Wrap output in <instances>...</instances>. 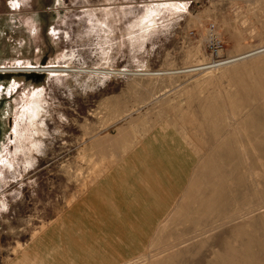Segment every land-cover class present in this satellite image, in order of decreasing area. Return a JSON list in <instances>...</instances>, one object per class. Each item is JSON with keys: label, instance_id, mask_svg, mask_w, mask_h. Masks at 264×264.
Instances as JSON below:
<instances>
[{"label": "rangeland", "instance_id": "374dc122", "mask_svg": "<svg viewBox=\"0 0 264 264\" xmlns=\"http://www.w3.org/2000/svg\"><path fill=\"white\" fill-rule=\"evenodd\" d=\"M101 2L78 0V7ZM51 3L21 9L38 13L39 60L31 40L21 52L42 71L0 73V84L44 86L48 61L69 46L49 42ZM7 11L0 0V13ZM262 46L264 0H193L149 58L154 71L84 96L76 90L72 101L50 84L70 122L26 175L35 187L25 183L20 200L9 198L0 264H226L219 256L228 247L234 264H264V159L245 144L261 119L250 113H264V53L224 65ZM10 47L0 38V59L14 55ZM209 194L215 203L207 213L198 202Z\"/></svg>", "mask_w": 264, "mask_h": 264}, {"label": "clouds", "instance_id": "9594fccd", "mask_svg": "<svg viewBox=\"0 0 264 264\" xmlns=\"http://www.w3.org/2000/svg\"><path fill=\"white\" fill-rule=\"evenodd\" d=\"M3 3L8 11L0 13L5 17L0 24V38L11 45L9 50L14 55L0 59V70L35 69L36 64L21 52L31 40L33 45L29 47L38 60L41 53L36 43L41 41L38 13L21 12L31 9L32 0ZM192 3L193 0H102L97 6L78 7V0H52L46 9L54 14L47 28L49 42L54 48L61 42L69 46L48 61L44 86L25 85L16 79L0 84V129H6L0 136V217L9 211V198L11 202L22 198L25 183L35 187V178L25 181L26 175L36 167L38 158L45 156L49 144L66 135L63 126L69 124V117L60 110L61 104L49 85L62 88L61 95L72 101L76 90L84 96L113 79L124 80L131 72L154 71L149 67V58L156 54L162 40L174 35V29L189 15ZM74 24L78 27L75 33ZM18 31L24 35L13 38ZM84 52L87 56L82 55ZM118 60L125 61L119 68ZM46 122L55 125L51 131ZM12 183L17 187L7 190Z\"/></svg>", "mask_w": 264, "mask_h": 264}, {"label": "bare ground", "instance_id": "6f19581e", "mask_svg": "<svg viewBox=\"0 0 264 264\" xmlns=\"http://www.w3.org/2000/svg\"><path fill=\"white\" fill-rule=\"evenodd\" d=\"M258 53H264V46H262V47H257L255 50H252V51H250V52H246V53H243L242 55H240V56H236L235 58H231V59H229V61H227V62H224V65H229V63H232V62H237V61H240V60H242L244 57H248V56H252V55H256V54H258ZM221 64H223V63H221ZM204 64H202V65H200L201 67L200 68H206V64H205V66H203ZM220 64H217V66H219ZM223 66V65H222ZM198 68V67H197ZM39 68H37L36 67V69H26V70H15V69H12V70H0V73H30V72H33V73H36V72H40V71H42V70H38ZM41 69V68H40ZM43 69H45V68H43ZM193 69V68H192ZM199 69V68H198ZM206 69H209V68H206ZM52 70H59V69H52ZM42 73V72H41ZM257 111L258 110H256L255 112L254 111H252L250 114L252 115V116H257V117H261V119L257 122V124H252L251 122V125H252V127H255V131H257V133H258V136H255L254 138H253V140L251 141L250 139H246V141H245V144L246 145H248V147H249V149L250 150H256L257 152H258V155H257V159H259L260 161L262 160V162H263V159H264V113L262 112V115H260V114H258L257 113ZM236 142V141H235ZM244 146V145H243ZM244 148H245V146H244ZM247 149V148H246ZM229 151H230V154L232 153V154H234L235 155V153H236V146H233L232 148H230L229 149ZM255 152V151H254ZM229 153V152H228ZM240 154V153H239ZM246 154V157L248 158V159H250V157H251V154H252V151L251 152H247V153H245ZM246 158V159H247ZM263 165H264V162H263ZM252 166H253V161L251 162V163H249V165H248V168H247V172L248 171H250L251 170V168H252ZM199 204H200V206H204L205 205V212H209V211H207L208 210V206H211L212 204H214L215 202H214V198H213V195L211 196L210 194L209 195H207V196H204V198H203V201L202 200H200L199 202H198ZM198 210H200V209H198ZM202 210V209H201ZM250 239V238H249ZM252 239V238H251ZM239 243V242H238ZM248 243H249V241H248ZM180 244H182V242L180 243ZM250 244H251V241H250ZM230 244H226V247L227 246H229ZM244 246V245H243ZM238 247H240V246H238ZM250 247V246H249ZM232 248V247H231ZM242 248H245V247H242ZM233 250H235L234 248H233ZM245 250V249H244ZM236 251V250H235ZM238 251V250H237ZM240 251V250H239ZM231 252H232V250H231ZM230 252V248L228 247V249L226 248V250H225V252H224V254H222V255H218L220 258H221V260L222 261H225V263L226 264H234L233 263V260H235V259H233L234 257H231V255L234 253H231ZM240 253V252H239ZM236 254V253H235ZM235 254H233V255H235ZM237 254H238V252H237ZM240 254H242V253H240ZM240 254H239V256H240ZM236 256V255H235ZM239 256H238V258H239ZM244 257V256H243ZM216 258H217V256H216ZM219 258V259H220ZM170 259V258H169ZM237 259V258H236ZM242 259V258H241ZM238 260V259H237ZM170 262V261H169ZM239 263V262H238ZM242 263V262H241ZM240 263V264H241ZM236 264H237V262H236Z\"/></svg>", "mask_w": 264, "mask_h": 264}]
</instances>
